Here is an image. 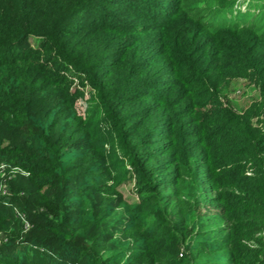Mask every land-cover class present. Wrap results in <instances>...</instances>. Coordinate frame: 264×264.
I'll use <instances>...</instances> for the list:
<instances>
[{
  "label": "trees",
  "instance_id": "1",
  "mask_svg": "<svg viewBox=\"0 0 264 264\" xmlns=\"http://www.w3.org/2000/svg\"><path fill=\"white\" fill-rule=\"evenodd\" d=\"M0 165V264H264V0H0Z\"/></svg>",
  "mask_w": 264,
  "mask_h": 264
},
{
  "label": "rangeland",
  "instance_id": "2",
  "mask_svg": "<svg viewBox=\"0 0 264 264\" xmlns=\"http://www.w3.org/2000/svg\"><path fill=\"white\" fill-rule=\"evenodd\" d=\"M243 2V0H241ZM242 12L248 11L247 3H244L240 6ZM252 12H254L252 10ZM29 42L37 47L38 42L34 38H30ZM86 95L85 97L79 102L78 110L81 115H85L86 110L91 109V104L93 101L90 100V89H85ZM258 91L253 83H251L249 80L244 78H233L230 80L229 85L226 87V89L223 91V100L224 102H229V104L232 106V108L239 113L245 112L253 102L258 100ZM120 192H122L125 196V198L131 202H137L136 195L134 194V182H126L124 183L120 189ZM8 196V194L4 195ZM18 212V211H17ZM19 215L25 217L23 214L18 212ZM21 220V219H20ZM22 224H25L21 220ZM26 233V231H25Z\"/></svg>",
  "mask_w": 264,
  "mask_h": 264
},
{
  "label": "built area",
  "instance_id": "3",
  "mask_svg": "<svg viewBox=\"0 0 264 264\" xmlns=\"http://www.w3.org/2000/svg\"><path fill=\"white\" fill-rule=\"evenodd\" d=\"M0 174H7L9 176V178L11 179L14 175H24V176H29L28 173H26L25 171L19 169V168H13L11 166L8 165H0ZM0 191L2 192L3 195H6L7 193V189H3V187H0ZM4 202L8 203L7 199L4 200ZM21 220L25 223L26 227H28L27 221L25 219V217L19 215Z\"/></svg>",
  "mask_w": 264,
  "mask_h": 264
}]
</instances>
